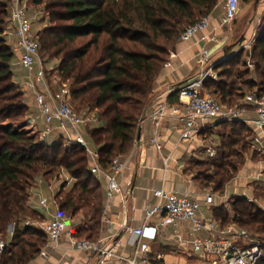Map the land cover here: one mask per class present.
<instances>
[{
	"label": "trees",
	"instance_id": "1",
	"mask_svg": "<svg viewBox=\"0 0 264 264\" xmlns=\"http://www.w3.org/2000/svg\"><path fill=\"white\" fill-rule=\"evenodd\" d=\"M218 1L29 0L30 6L43 9L50 20L38 33L41 54L60 61L56 72L61 82L70 84L73 108L79 114L83 109L98 112L102 125L87 129L86 137L98 151L104 169L131 150L152 100L155 81L168 62L170 48H175L187 26L196 23V12L210 15ZM253 1L256 0H243ZM9 5L10 0H0V236L7 240L11 225L15 231L1 264H29L47 241L38 227L26 221L30 216L38 221L41 218L29 207L30 192L39 178L59 181L66 173L74 181L69 191L65 182L55 199L65 216L84 221L82 226L73 228L74 236L90 241L99 236L104 194L89 170L83 148L67 147L61 141L47 144L26 129L29 108L14 81L15 54L6 36L10 29ZM253 59L255 75L246 86L252 91L256 89L254 93L261 97L264 27ZM223 69L219 82L207 81L205 90L231 108L247 94L231 87L250 72ZM176 96L175 91L169 101L175 102ZM228 124L229 132L221 135L220 160L194 164L209 166L207 172L198 170L195 178L218 196H223L227 185L238 176L245 165V155L252 148L247 139L253 130L240 122L223 126ZM212 168L215 170L210 173ZM257 193L255 188L254 194ZM215 214L224 224L232 220L241 228L252 227L264 235V211L246 198H231L226 205L216 208ZM22 222L25 225L21 227ZM258 264H264V258Z\"/></svg>",
	"mask_w": 264,
	"mask_h": 264
},
{
	"label": "built area",
	"instance_id": "2",
	"mask_svg": "<svg viewBox=\"0 0 264 264\" xmlns=\"http://www.w3.org/2000/svg\"><path fill=\"white\" fill-rule=\"evenodd\" d=\"M241 0H226L220 28L229 27L237 20L240 13ZM10 17L16 38L15 48L21 53L20 66L27 73V88L34 96L38 116L43 122L44 129L40 132V140L44 142L50 136L57 134L67 147L80 146L86 152L89 170L97 181L106 180V199L110 200L122 189L116 179L124 175L128 169L126 156L115 158L109 169L100 164L98 151L90 144L86 137L84 126L88 122V115L79 114L71 104V89L62 83L58 90H54L49 82V72L46 61L41 57V43L38 34L33 31V22L29 14V0H10ZM211 19L206 17L187 27L181 34L182 43H194L198 46L195 60L199 73L187 79L177 90V102L167 100L157 102L151 114L142 118L140 124L151 121L153 134L151 144L158 150L163 149L162 133L167 127L178 134L180 142L198 139L213 127L214 123L240 122L255 130L259 135L254 137L258 151H264V95L258 97L250 93L240 100L234 107L223 105L205 90V83L214 75L217 64H211L212 52L209 47L219 41L210 32ZM168 65V67H170ZM254 109L256 117L247 118V107ZM29 123L37 129L35 118ZM38 130V129H37ZM207 155L212 158L217 150L206 147ZM52 190V188H51ZM32 194L34 191L31 192ZM31 194V196H32ZM156 202L146 211L141 226L129 230L127 245L135 248V257L125 259L115 253L113 238L105 241H90L76 239L69 218L59 209L52 192L50 198L43 197L39 204L47 209L50 204L57 207L52 219L43 224H31L41 230L47 237L46 245L41 249V255L46 256V249L68 237L73 248L83 252L90 258L96 257L97 264H104L115 259L126 264H165V254L152 252L151 246L159 238H165L173 244L170 254L186 256L184 264H258L264 258V244L256 241L255 237L234 222L224 224L212 213L206 217L203 208L212 209L215 195L208 193L202 202L186 195L157 189L153 193ZM249 202H253L247 197ZM190 223L188 232L180 231L183 225ZM173 228L176 233L168 237V230ZM118 244V243H117ZM9 244L0 237V264Z\"/></svg>",
	"mask_w": 264,
	"mask_h": 264
},
{
	"label": "crops",
	"instance_id": "3",
	"mask_svg": "<svg viewBox=\"0 0 264 264\" xmlns=\"http://www.w3.org/2000/svg\"><path fill=\"white\" fill-rule=\"evenodd\" d=\"M210 19V32L213 35L218 36L221 34V28L219 26L220 22L214 21L211 17ZM9 21L10 29L6 36L8 44L15 54L12 61L14 81L17 85L24 88L23 93L30 111V115L28 114L27 119L35 118L38 129L37 133H39L38 135H35H37L39 141H41L40 132L43 131L44 125L42 120L36 119L38 116V110L34 96L27 88H25L24 84L27 81L28 76L20 66L21 53L15 48L16 38L14 35V27L10 19ZM43 28H45V25ZM42 29H36L34 32L38 34ZM198 49V46L192 42L179 45L177 56L171 62V66L166 67L155 81L152 100L146 108L144 117H148L151 114L153 107L157 102L162 100L169 101V97L172 93H174L187 79L199 73L198 64L195 60ZM212 49L213 47L211 48V52H213ZM57 80H59L58 83L57 81L49 79L50 85L54 90H58L63 83L58 76ZM54 83L57 85L55 86ZM174 99L176 101L173 103H176L177 96ZM247 110V118L253 119L256 117L253 108L248 106ZM87 117L88 122L84 126L86 130L98 128L102 125L96 111L92 113L91 117ZM214 124V127L203 136L186 142H180L177 132L174 130H168L167 127H165L160 140L163 145L161 151H158L150 142L153 134L151 121L139 124V129H141L140 140H138L137 134L131 150L124 155L128 161V169L124 175L116 176L122 189L121 193H116L112 199L107 200L106 180L98 181L101 185V191L104 194V212L101 229L96 241H105L107 237H111L113 238V245L116 244L114 249L115 253L125 259H133L135 257V248L127 245L129 230L138 228L143 224L145 211L156 202L153 195L155 190L164 189L168 192L186 195L203 202L205 196L208 193H212V191L211 189L203 188L200 185L195 178L196 173L193 174L191 169L195 163L214 160L219 156L222 145V134L218 135V133H220L223 124L225 123ZM256 133L257 132L253 130V134L249 140L254 149L258 147L254 142V137L259 135ZM60 141L61 139L59 136L54 134L44 142L47 144H54ZM206 147L216 149L218 152L217 155L210 158L206 153ZM259 152L264 153V151ZM263 173L264 162L257 163L250 158L247 159L244 169L241 170L238 176L227 185L223 196H218L212 193L215 195V204L212 209L204 207L202 214L208 217L212 213L217 217L215 214L216 208L226 205L231 198L241 197L247 199V197H250L248 195V190L252 187L250 186L251 183L258 182L263 176ZM62 177H65L63 182L61 179L55 181L61 183L58 190H55L54 187H52L53 181L48 182L50 184V190L52 188L51 196L52 192L56 195L65 182H67V186H73L74 181L71 180L66 173H64ZM38 181L42 182L45 180L39 178ZM36 189L37 185L30 198L29 207L32 211H36L41 217L39 221L34 222L33 224H43L52 219V216L57 211V207L50 204L47 209H43L39 204L40 199L43 197H39L38 202H35L33 199ZM231 219L233 218L231 217ZM230 223H232V220L228 224ZM190 228L191 224L187 223L180 228V231L183 233L188 232ZM14 231L15 227L14 225H11L7 231V240H5L8 244L12 242ZM168 233V237H172L176 233V230L170 228ZM106 241L103 244H107ZM173 247V244L167 242L165 238H159V240L151 246V249L154 254H165V264H184L188 258L182 255L170 254V250L173 249ZM46 253V256H42L40 253L37 258L29 264H97L96 257L90 258L87 254L76 251L68 237H64L57 244L50 245L46 249ZM104 264H126V262H118L115 259H112L110 262Z\"/></svg>",
	"mask_w": 264,
	"mask_h": 264
},
{
	"label": "rangeland",
	"instance_id": "4",
	"mask_svg": "<svg viewBox=\"0 0 264 264\" xmlns=\"http://www.w3.org/2000/svg\"><path fill=\"white\" fill-rule=\"evenodd\" d=\"M225 4H226V0H219L217 3V6L215 7V9L213 10V12L210 15H204V13L199 14L198 12H196V22H198L201 19L206 18V17H211L214 21L220 22V19L224 13ZM29 14H30V18L34 24L33 31H35L36 29H42L44 25H45V27H47L50 24L49 23L50 20H48L46 18V13L41 8H37V7L29 5ZM185 26H187V25H185ZM263 27H264V0H256V1H253L250 3H244L243 0H241L240 13L238 15L237 20H235L233 22V24H231L229 27L221 28V34H219L217 36L219 41L216 43H213L212 45L209 46L210 48L213 47V49H212L213 58L211 59V64L217 63V66L215 67L214 75H218V76H217L216 80H215V78L214 79L210 78L207 81L219 82V80H220L219 74H220V72H222L224 70L223 68H229L230 67L233 70V72H237V71L238 72H245L246 70H249L250 74L244 76L242 81H240V80L237 81L235 86L231 87V90H235V92L242 90V91L247 93L246 95H248L250 93H254L256 89H253V91L250 90L246 86V82H249L250 80H252V78L255 75V70H256L255 60L256 59L255 60L253 59V55H255V45H256L257 40L261 36V32H262ZM180 44H182V42L179 39L175 45V48L174 49L172 47L170 48L169 56H168V62L164 65L162 71L164 69H166V67H168V65H170L171 62L173 61V59L177 56L178 48H179ZM227 47H230L231 50L226 55L224 51ZM41 57L43 60H45L47 62L46 64H47V67L49 70H51V68L56 69L60 63L59 60H50V58L48 56H46L44 53L41 54ZM57 76H58V74L56 72H54V71L49 72V79L57 81V83H58L59 80H57ZM54 85L56 86L57 84L54 83ZM67 85L71 89L70 84H67ZM18 87H19L21 92H24L23 91L24 88L22 86L18 85ZM210 88L213 89L214 87L211 86ZM24 100H25V95H24ZM237 104H238V102H237ZM83 113H85L89 117H91L93 112L92 111L90 112V110H88V109H83L80 112V114H83ZM96 113L98 115V112H96ZM28 114L30 115V111ZM28 120H30V119H27V122H29ZM26 129L29 130L32 134H37V135L39 134V133H37V129L35 130V128L32 127V125L30 123H27ZM229 130H230L229 124H228V126H223L220 133H218V135L227 133V132H229ZM244 136L245 135H243L242 137H244ZM37 138H38V136H37ZM250 138H251V136L247 139V142H250L249 141ZM38 140H39V138H38ZM244 140H246V139H244ZM257 148L254 149V148L250 147V150L245 155V158H246L245 164L247 163V159H249V158L251 160L257 162V163L258 162H264V153L259 152L257 150ZM216 159L220 160V154L214 160H216ZM214 160H212V161H214ZM244 167H245V165H244ZM244 167L241 170H243ZM198 170H201L202 172H207V170H209V166L207 165V166H201V167H194V165H193L191 172L194 174V173L198 172ZM214 170L215 169L212 168V169H210L209 172L213 173ZM64 180H65V177H62L61 181L63 182ZM60 184L61 183H57V182H55V180H53V184H52L53 186L52 187H54L55 190H58L61 186ZM36 185H37V189H36L35 194L33 196V199L35 202L36 201L38 202L39 197H48L49 198L51 196V190H50V186H49L50 184L48 182H46V181L39 182L38 181ZM250 186H252V187L248 190V195L253 200V202H250V203L255 204V206H257L258 209L264 211V197L259 198V195L264 196V173L258 182L251 183ZM71 188H72L71 185L67 186L66 190L69 191ZM255 188L258 190V193H257V195L259 194L258 196L256 194H254ZM32 191H34V189L31 190V192ZM231 217H233V216L231 215ZM68 218H69L70 226L72 228H74L76 226L79 227V226H82L84 224V221L82 222L80 217H76L75 219H72L68 215ZM26 221L33 224L34 222H37L38 220L36 218H33L30 216L26 219ZM24 225H25V223L22 222L21 227ZM246 230L249 231L252 234V236L255 237L257 242L264 244V235L258 234L257 230L253 229L252 227L248 228ZM76 239H84V238L76 237Z\"/></svg>",
	"mask_w": 264,
	"mask_h": 264
},
{
	"label": "water",
	"instance_id": "5",
	"mask_svg": "<svg viewBox=\"0 0 264 264\" xmlns=\"http://www.w3.org/2000/svg\"><path fill=\"white\" fill-rule=\"evenodd\" d=\"M231 50V48L230 47H227L226 49H225V54L227 55L228 53H229V51ZM140 137H141V129H139V131H138V140H140Z\"/></svg>",
	"mask_w": 264,
	"mask_h": 264
}]
</instances>
